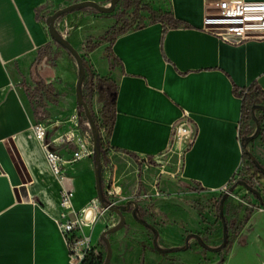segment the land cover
<instances>
[{
    "label": "crops",
    "instance_id": "obj_1",
    "mask_svg": "<svg viewBox=\"0 0 264 264\" xmlns=\"http://www.w3.org/2000/svg\"><path fill=\"white\" fill-rule=\"evenodd\" d=\"M218 1L167 0L183 26L152 23L120 36L112 47L119 60L115 68L119 90L103 162L104 190L111 188L121 203L137 199L141 205L152 204L160 244L166 247L182 246L192 232H203L209 245L220 243L219 223L204 219L200 195L211 194V200L230 186L244 155L241 92L254 84L264 91V39L230 43L212 33L213 25L206 19L220 16ZM49 9L50 0H0V264H72L57 222L62 189L75 193L78 210L97 197L89 157L64 169L63 183L53 174L44 143L34 132L38 118L22 86L40 49L49 44L51 53L56 47L41 22ZM80 15V26L88 18L87 26L100 31L115 23L96 13H77L73 19ZM60 72L54 84L58 103L49 105L48 119L53 114L67 118L57 121L62 123L60 130L45 142L72 159L79 144L73 142L70 149L66 139L79 125L77 105L70 96L76 73L65 81L64 70ZM102 106L98 102L96 113ZM184 120L194 140L181 151L180 145L172 146V139L176 125ZM20 187L22 200L16 195ZM157 191L160 196H155ZM143 194L151 195L152 201L139 197ZM240 196L235 205L232 198L226 202L228 220L232 215L247 217L250 204L242 199L243 192ZM209 203H203L204 210ZM103 231L99 221L93 240L100 249ZM244 234L249 235L245 246L240 243ZM150 235L129 217L127 226L110 237V264H203L208 256L217 257L212 264L219 261V256L193 242L187 252L161 254L149 245ZM228 252L222 264H264V210L248 217Z\"/></svg>",
    "mask_w": 264,
    "mask_h": 264
},
{
    "label": "water",
    "instance_id": "obj_2",
    "mask_svg": "<svg viewBox=\"0 0 264 264\" xmlns=\"http://www.w3.org/2000/svg\"><path fill=\"white\" fill-rule=\"evenodd\" d=\"M123 0H111L110 4H103L98 2L97 0H83L63 8L56 10L54 13L46 17V25L48 28V34L54 44L60 47L62 50L67 51L70 54V57L76 61L77 67L75 73L77 75L75 81V95H76V103H77V118L79 121L78 130L81 132L89 131L93 137V145H92V159L95 170V179H96V190H97V198L101 203L103 209H106L108 212L116 215L118 217V222L115 226L104 230L100 237V244L105 246L106 249V257L104 260V264H110L112 256H113V248L110 237L121 232L128 223V218L130 217L132 221L138 223L145 229H147L152 235V246L153 249L158 251L161 254H172L179 252H187L191 248L192 242H196V244L201 247L203 250L208 251L212 254L221 255L226 252L234 237H238V235L244 229V223L248 220L247 217L242 220L235 215H232L230 220L227 219L225 213V205L226 202L234 196L235 191L238 188H243L247 190L248 194L253 195V197L258 201V204L255 206L251 204L248 207L249 212L260 205L264 207V193L258 188L254 187L250 182L246 180H238L231 187H229L228 191H225L221 197L219 203L218 211H215L216 216L220 218V222L222 223V241L217 246H212L207 243V241L201 235L197 233H189L185 238V243L182 246H173L166 247L160 244V231L154 223L148 221L146 217L142 215L141 204L137 199H129L123 203H117L112 201L106 191L104 190L103 184V162L104 158L102 156V140L100 130L94 119V111L90 104L91 99L87 100V97L84 95V84L87 80L88 76L92 75V69L88 65V63L84 60L82 52L67 38H65L60 31L56 28L55 23L56 20L60 17H69L72 14L82 13L85 11H94L92 13H96L99 15H112L116 13L122 4ZM47 49V47H45ZM32 75L35 82L43 81L47 85H54L59 77H60V69L54 63L52 55L50 52L44 55L41 61H37L32 66ZM260 112H264V97L260 98L257 102L254 103L251 113L254 120V125L251 131L242 136V146L244 151L249 155L250 159L254 162L257 169L264 176V166L260 163L254 153H252L251 145L252 143L259 138L261 134L262 125L259 119ZM49 124L54 123L47 131L46 139H49L56 131L60 129L62 123L49 121ZM80 125H84L87 128H81ZM51 148L55 150L52 146ZM58 152V151H57ZM65 174V172H64ZM24 187H20L16 189V195L19 200H22ZM145 199V198H144ZM149 202L152 199H147ZM149 205H152L149 203ZM252 206V207H251ZM201 212L204 209H200ZM243 221V222H242ZM243 237L240 238V243L243 245H247L249 243V235L244 234ZM224 262V257L219 259L217 264H222ZM212 264V263H210Z\"/></svg>",
    "mask_w": 264,
    "mask_h": 264
},
{
    "label": "built area",
    "instance_id": "obj_3",
    "mask_svg": "<svg viewBox=\"0 0 264 264\" xmlns=\"http://www.w3.org/2000/svg\"><path fill=\"white\" fill-rule=\"evenodd\" d=\"M217 8L220 16L206 19V24L213 25L210 29L212 33L230 43H239L249 39H264V2L220 0L217 3ZM80 23L81 15L75 20L71 19L70 16L60 17L56 20L55 26L65 38L70 40L74 31L79 28ZM71 66L76 68V61L71 62ZM87 100H90L89 96ZM183 118L187 119V116ZM53 124H36L34 132L37 138L44 143L46 158L53 174L63 183L65 180L64 169L78 162V160L92 157L93 137L89 131L81 132L78 130L76 133H68L66 139L67 146L71 149V144L77 142L79 149L74 151L72 159H65L56 150L51 148V144L45 142L47 131ZM240 138L242 140V136ZM193 140L194 134L187 122L184 120L178 123L174 131L172 146L180 145L181 151H183ZM244 179L263 191L264 180L260 178V175H256L249 169H246L242 161L231 183ZM228 189L229 187H225L224 192L228 191ZM106 193L112 201L121 203L114 199L115 193L111 188H108ZM155 196H160V192L157 191ZM139 197L153 199L149 194H143ZM74 198L75 193L63 187L57 222L65 239L72 264H84L93 252L98 254L103 253L98 244L93 240V232L97 223L102 221L103 229L107 230L117 224L118 217L103 209L97 197L79 210L75 208ZM259 210H264V207L260 205Z\"/></svg>",
    "mask_w": 264,
    "mask_h": 264
},
{
    "label": "trees",
    "instance_id": "obj_4",
    "mask_svg": "<svg viewBox=\"0 0 264 264\" xmlns=\"http://www.w3.org/2000/svg\"><path fill=\"white\" fill-rule=\"evenodd\" d=\"M104 16L108 17V15ZM109 16L115 20V23L103 35L97 38L89 37L83 43L85 53L82 54L84 60L92 69V75L88 76L84 84V95L85 97H90L92 108L94 107L93 104L96 98L103 104L100 112L96 113L94 111V119L101 133L102 156L104 160L107 159L109 139L115 124L116 98L119 90V85L115 76V68L119 66V60L114 56L112 51L114 43L120 36L143 29L152 23H163L174 28H179L184 25L183 22L174 17L172 8L167 0H123L120 9ZM102 46H106L105 53L110 59V69L112 70V74L109 76H101L100 74L95 73L94 68L91 65V60L89 59V53ZM46 47L50 48L49 44ZM39 54H48L47 49H45V47L40 49ZM22 86L28 95L30 105L34 115L38 118V122L40 123L48 119L50 115V110L48 108L49 105L57 104L59 98L54 85H47L43 81H34L33 85H30L26 81H23ZM241 96L243 97V122L245 124L241 134L243 136L249 133L252 126L255 124L251 109L255 102L264 97V91L254 84L248 90L242 91ZM259 119L262 125L261 134L254 142L259 140L264 146V112H260ZM80 127L87 128L84 125H80ZM254 142L252 143L253 145ZM252 153H254L253 150ZM255 156L264 166V157L261 159L256 154ZM243 162L246 169H249L256 175H260V178L264 180V176L260 173L245 151ZM221 197L222 196H216L211 199L209 206H207L209 207L208 209L213 210V212L216 210L218 211ZM201 208L204 209L203 206H201ZM141 211L144 217H148L154 221V216L151 213L152 205L142 204ZM216 218L215 224L220 223L218 215ZM153 223L155 224V221ZM208 233L212 234L211 230ZM197 234L205 238L203 232H198ZM104 260L105 257L103 253L98 254L93 252L86 259L84 264H104Z\"/></svg>",
    "mask_w": 264,
    "mask_h": 264
},
{
    "label": "rangeland",
    "instance_id": "obj_5",
    "mask_svg": "<svg viewBox=\"0 0 264 264\" xmlns=\"http://www.w3.org/2000/svg\"><path fill=\"white\" fill-rule=\"evenodd\" d=\"M79 1H83V0H50V9H49V14L51 15L52 13H54L56 10L60 9V8H63L65 6H68L70 4H73V3H76V2H79ZM98 2H101L103 4H110L111 3V0H97ZM91 13L92 12H89V11H85V15L87 16H91ZM99 15V14H98ZM71 18L73 19V16H75V14L73 15H70ZM100 17H106L104 15H100ZM110 18V16H108ZM87 18V17H86ZM108 18V19H109ZM88 18L87 20L83 21L81 26H79L78 29H76L70 39V41L82 52V54L85 53V50H84V47H83V40L84 37L87 39L89 36L91 35H97V36H101L103 35L107 30H104V31H100L99 28H93V27H90V26H87V23H88ZM87 22V23H86ZM85 26V27H84ZM109 29V28H108ZM95 33V34H94ZM97 36H94L95 38H97ZM56 46V44H54ZM105 48L106 46H102L100 48H98L97 50L89 53V59L91 60V65L93 66L94 68V71L95 73L97 74H100L101 76H109L110 74H112V70L110 69V59L109 57L106 56V53H105ZM63 49V48H62ZM60 47L56 46L54 49H51V55L54 57V63L59 67V69H63L64 70V79L66 81V78L67 76H74L73 72L72 71H75L76 68L72 67L71 66V62H73L74 60L70 57V54L67 52V51H64L62 50ZM40 56V54L38 55V57ZM52 57V58H53ZM70 62V63H69ZM62 73L60 72V75ZM114 74V73H113ZM27 79H26V82L30 85H33L34 83V80L32 79V75H31V71H29L27 73ZM76 76H74V82H72V85H73V88H71V91L73 93V96L72 94L70 95L71 98H73V103L72 105L75 106L74 103H76V100L74 98H76V95H75V81H76ZM67 102V101H66ZM98 99L96 98L95 99V102L93 104V111L94 108L97 106L98 104ZM77 105V103H76ZM56 109H53V113H56L55 112ZM96 112V111H95ZM70 117V116H69ZM68 117V118H69ZM67 117H64L62 115H57V114H53L52 115V118L51 119H46L45 121L43 122H47V123H50L49 120H52V122H57V121H61V120H66ZM73 118V117H72ZM48 120V121H47ZM73 122H77L76 120H73ZM60 130V129H59ZM58 131H56L57 133ZM55 134V133H54ZM253 152L255 154H257V156L261 159H263L264 157V146L259 142V140H257L256 142H254V145H253ZM90 159H92V157H89ZM93 160V159H92ZM234 183H231L229 187H231ZM244 193L245 196H243L242 199H246V203L248 204H254L255 206L257 205V200L253 197V195L251 194H248L247 190L243 189V188H238L236 191H235V194L234 196H232L231 198L233 199V202H231V205H235L234 204V201L236 200V197H240V194L241 193ZM264 193V187H263V191ZM224 192L220 193V195H217V196H222ZM201 197V200H199V203L201 206H204V204L207 205L208 200H210L211 198V194H201L200 195ZM230 199V198H229ZM206 207V206H204ZM203 207V208H204ZM252 207V206H251ZM250 208V207H249ZM259 209V207H256L255 209H252L249 213H248V216L249 218L252 217L253 213L255 211H257ZM204 212V219L209 223V224H212L214 221H216V214H215V211L213 213H211V211H209L208 208H205V210L203 211ZM247 214V213H246ZM101 226H99L97 229H99ZM220 228L219 230V239H220V243L222 241V223L220 222L219 223V226ZM99 231V230H98ZM152 240H153V235H150V238H149V245L153 248L152 246ZM194 244H196V242L194 241L193 242ZM219 243V244H220ZM218 244V245H219ZM99 245V244H98ZM245 246V244H243ZM102 246V245H101ZM100 246V247H101ZM102 251H104V255L106 257V249H105V246H102L101 247ZM228 250L226 252H224L223 255H221V258L224 257V260L228 257ZM217 259V257H214V256H208V259H204L202 260V263L203 264H210L212 263L213 260Z\"/></svg>",
    "mask_w": 264,
    "mask_h": 264
},
{
    "label": "flooded vegetation",
    "instance_id": "obj_6",
    "mask_svg": "<svg viewBox=\"0 0 264 264\" xmlns=\"http://www.w3.org/2000/svg\"><path fill=\"white\" fill-rule=\"evenodd\" d=\"M50 14H48V15H44V16H42L41 17V22L44 24V26H45V28H46V30H47V32H48V28H47V25H46V17L47 16H49ZM47 52L49 53L50 52V50H49V48H47ZM44 55H40L37 59H36V61L34 62V64L37 62V61H41V59H42V57H43ZM33 64V65H34ZM32 65V66H33ZM32 69V68H31ZM31 75H32V71H31ZM32 79H33V75H32ZM34 80V79H33ZM104 254V253H103ZM104 257H105V255H104Z\"/></svg>",
    "mask_w": 264,
    "mask_h": 264
}]
</instances>
